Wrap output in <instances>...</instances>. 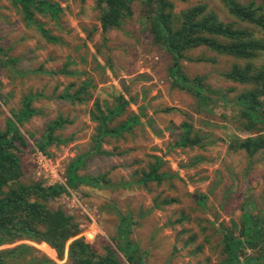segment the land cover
Here are the masks:
<instances>
[{
  "label": "rangeland",
  "instance_id": "374dc122",
  "mask_svg": "<svg viewBox=\"0 0 264 264\" xmlns=\"http://www.w3.org/2000/svg\"><path fill=\"white\" fill-rule=\"evenodd\" d=\"M254 1L264 4V0ZM52 2L60 3L64 9L59 23L43 15H37V18L67 45L46 42L35 28L24 24L11 0H0V45L19 60L15 65L17 72L12 73L10 67H5L8 69L0 73V95L8 99L6 104H2L0 129H5L7 119L18 112L28 94L43 93L51 97L35 99L33 107L41 113L31 116L21 126L30 143V150L20 155L24 170L21 181L25 184L40 181L35 174L32 153L45 126L59 116L70 120L75 118L74 124L56 131V136L69 141L52 144L47 152L53 156L65 154L66 175L70 165L81 158L80 176L107 174L111 180L107 186L101 183L99 187L85 184L77 189L71 187L84 204L97 211L99 232L89 242L97 252L103 254L106 245L116 244L120 239L126 241L119 238L123 229L121 216L131 215L137 224L132 226L128 239L138 243L141 251L147 253L146 264H220L224 258L219 243L220 226L239 225L240 219L250 211L264 215V160L256 158L252 163L244 152L228 150L233 136L243 138L247 135L224 118L233 114L234 100L245 88L222 77L235 60L217 56L201 47L191 54L205 53L208 57H216V61H180L182 73L190 79L202 76L204 86H209L213 92L214 101L202 105L194 94L174 87L169 76L173 59L152 39L144 36L138 2L133 4V16L127 18L120 29H111L105 36L101 33L96 0ZM202 2L207 3L222 21L237 22L220 0L178 2L176 11ZM238 24L244 26L243 23ZM84 28L94 33L92 41L87 39ZM81 56L85 57L84 62ZM67 62L70 63L69 72H76L75 75L60 73L50 76L33 72L41 66L48 71H58ZM91 77L96 88L90 87L89 92L102 102H113L115 97L124 95L131 100L129 111L140 114L144 108L143 125L136 126L125 141L103 143L106 151L115 152L113 156H100L93 152L97 128V124L90 120L93 100L82 105L52 98L71 82L80 84ZM226 92L227 104L222 99ZM208 93L207 90L205 94ZM196 109L202 113H197ZM185 121L200 130L205 141L211 144L203 150L174 147L180 132L178 126ZM83 140L87 143H82ZM116 146L118 149L114 150ZM122 151L129 152L119 155ZM152 155L163 158V169L176 176L160 185L155 182L147 186L137 183L142 176L141 169L147 163H134L135 160L148 161ZM196 157L204 160L193 167L191 163ZM119 183H126V187L118 186ZM199 195L205 197L206 208L199 206ZM250 196L253 201H249ZM165 198L178 202L157 207L156 200L160 202ZM50 207L52 210L62 208L67 214L74 215L79 225L86 221L85 217L76 215V209L70 207L65 194L52 201ZM182 212L191 220L171 223L178 220ZM183 229L192 232L183 233ZM190 235H195L196 239L187 244ZM198 245L203 246L198 255L191 254ZM35 248L41 252L36 253L39 256L44 254L58 264L65 263L55 257L50 246L39 243Z\"/></svg>",
  "mask_w": 264,
  "mask_h": 264
},
{
  "label": "trees",
  "instance_id": "16d2710c",
  "mask_svg": "<svg viewBox=\"0 0 264 264\" xmlns=\"http://www.w3.org/2000/svg\"><path fill=\"white\" fill-rule=\"evenodd\" d=\"M186 1L96 0L100 11L101 33L105 36L111 29H120L125 20L133 16V4L138 2L141 6L140 19L144 36L152 39L157 47L164 49L173 59V63L169 66V76L174 87L194 94L202 105L214 101L211 94L213 92L209 86H204L202 76L190 79L182 73L180 61L215 62L216 57H208L205 53L198 56L191 54V51L201 47L217 56L233 58L235 62L231 69L222 77L245 88L234 100L233 114L224 118L247 135L243 138L233 136L228 150L244 152L252 163L256 158L264 160V4H257L254 0L249 2L220 0L227 12L237 20V22H225L215 11L209 9L207 3L203 2L177 12V3ZM11 2L22 16L24 24L28 28H35L46 42L67 45L61 37L46 29L45 24L37 18V15H43L59 23L64 12L60 3L52 0H11ZM238 23H243L244 26ZM84 30L87 31V39L92 41L94 33L86 28ZM80 58L85 61L84 56ZM18 61V58L10 55L8 49L0 45L1 74L8 69L5 67H10L12 73L17 72L15 65ZM69 66L70 63L67 62L58 71H48L41 66L33 72L50 76L60 73L65 76L75 75L76 72H69ZM90 87L96 88L92 77L80 84L71 82L60 94H56L57 90H55L52 98L82 105L93 100L90 120L97 124L96 134L93 137V152L96 155L113 156L115 152L106 151L103 143L110 140L125 141L133 134L136 126L143 125L144 108L140 114L129 111L131 100L126 99L124 95L115 97L113 102L107 100L102 102L89 92ZM207 90L209 93L205 94ZM228 92L222 96L226 104ZM217 93L220 94L218 90ZM39 97L51 99L43 93L28 94L23 98L22 107L18 112L7 119L5 129H0V264H58L44 254L42 256L36 254L41 252L31 245V242L50 246L55 257L65 261L63 264H146L147 253L141 251L138 243L128 239L132 226L137 224V220L131 215L121 216L123 229L119 238L126 241L122 242L120 239L114 244L112 240L113 243L106 245L105 252L100 254L91 243L79 237L80 226L74 215L67 214L62 208L51 209L50 203L65 193L66 188L60 185L47 187L42 181L30 184L21 181L24 170L20 155L30 150L29 138L22 133L21 126L31 116L41 113L33 107V102ZM7 102L6 96L0 95V117L2 104ZM196 111L202 113L199 109ZM148 122L151 123L150 118ZM71 123L70 119L63 116L49 122L45 126L42 138L36 141V147L49 154L47 148L50 145L67 143L69 139L56 136V131ZM178 127L180 132L174 147L182 150H194L198 147L203 150L211 144L205 141L200 130H196L192 123L185 121ZM115 149H118L117 146ZM128 152L122 151L119 155ZM202 160L203 157H196L191 165L197 166ZM79 161L81 158L68 168L70 188L77 189L84 184L93 187H99L101 183L105 186L111 184L107 174H99L95 177L80 176ZM142 162L147 164L141 169L142 176L137 181L139 184L147 186L155 182L160 185L166 179L176 176L163 169L164 160L159 156L152 155L148 161L137 159L134 163ZM117 185L126 187V183ZM248 198L249 201H253L252 196ZM204 199V196L199 195L197 202L201 208L207 207ZM160 202L156 200L157 207L178 201L165 198ZM254 210L257 208L254 207ZM179 215L178 220L171 223L181 224L191 220L185 212ZM186 232L192 231L183 229V233ZM219 232H221L219 243L224 255L220 264H264V215L250 211L240 219L239 225L234 224L233 227L221 225ZM195 239V235H190V239L186 240L187 244H191ZM202 248V245H198L191 254L198 255Z\"/></svg>",
  "mask_w": 264,
  "mask_h": 264
},
{
  "label": "built area",
  "instance_id": "2783aa9c",
  "mask_svg": "<svg viewBox=\"0 0 264 264\" xmlns=\"http://www.w3.org/2000/svg\"><path fill=\"white\" fill-rule=\"evenodd\" d=\"M32 162L35 167L36 177L43 182L44 186L53 187L60 185L66 188L65 198L72 209H76V215L83 216L86 221L80 224L79 237L91 242L99 232L97 211L89 205L84 204L80 197L68 186V177L66 175V156L59 154L53 156L46 154L37 147H34L32 153Z\"/></svg>",
  "mask_w": 264,
  "mask_h": 264
},
{
  "label": "crops",
  "instance_id": "0c3cea01",
  "mask_svg": "<svg viewBox=\"0 0 264 264\" xmlns=\"http://www.w3.org/2000/svg\"><path fill=\"white\" fill-rule=\"evenodd\" d=\"M71 121H72V123L71 124H74L75 123V118H73V119H71ZM89 123L91 124V122L89 121ZM70 124V125H71ZM79 128H82L81 126L79 127ZM76 141H78V140H76ZM82 143H87V140H83V141H81ZM75 145H77L76 143H74ZM87 145V144H86ZM101 156V155H100Z\"/></svg>",
  "mask_w": 264,
  "mask_h": 264
},
{
  "label": "clouds",
  "instance_id": "9594fccd",
  "mask_svg": "<svg viewBox=\"0 0 264 264\" xmlns=\"http://www.w3.org/2000/svg\"><path fill=\"white\" fill-rule=\"evenodd\" d=\"M30 244L33 245L34 247H36L38 245V244H35L33 242H31ZM41 244H43V243H41Z\"/></svg>",
  "mask_w": 264,
  "mask_h": 264
}]
</instances>
